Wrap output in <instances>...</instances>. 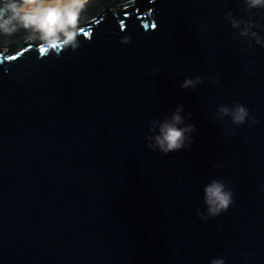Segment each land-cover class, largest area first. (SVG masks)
Segmentation results:
<instances>
[{
  "label": "water",
  "instance_id": "95a60500",
  "mask_svg": "<svg viewBox=\"0 0 264 264\" xmlns=\"http://www.w3.org/2000/svg\"><path fill=\"white\" fill-rule=\"evenodd\" d=\"M250 20L264 38V9L244 0H104L76 49L0 34V264H264V47L240 35ZM234 103L243 124L219 112ZM179 105L191 146L149 149V122ZM212 179L233 202L201 219Z\"/></svg>",
  "mask_w": 264,
  "mask_h": 264
},
{
  "label": "clouds",
  "instance_id": "9594fccd",
  "mask_svg": "<svg viewBox=\"0 0 264 264\" xmlns=\"http://www.w3.org/2000/svg\"><path fill=\"white\" fill-rule=\"evenodd\" d=\"M94 0H0V34L11 37L20 29L28 35L26 42H36L41 52L65 50L79 47V35L82 24L87 18L89 7ZM246 8L264 9V0H244ZM231 18V11L225 13ZM233 28H239L240 23L230 19ZM247 27L241 30V36H248L257 45L264 47V38L253 29V21L246 22ZM129 37L122 38L127 42ZM251 47V45H249ZM202 83V77H186L180 84L181 88H195ZM183 106L179 105L170 116L162 121L152 120L148 125V135L145 139L147 147L162 154L179 151L191 146L195 125L186 123L181 115ZM219 112L228 116L233 124H243L248 118V109L239 103L233 107L220 105ZM255 123V121H252ZM203 211L197 208L196 213L201 219H208L227 211L233 202L232 191L223 180L212 179L203 187ZM175 251V250H174ZM209 264H225L223 258H212Z\"/></svg>",
  "mask_w": 264,
  "mask_h": 264
},
{
  "label": "trees",
  "instance_id": "16d2710c",
  "mask_svg": "<svg viewBox=\"0 0 264 264\" xmlns=\"http://www.w3.org/2000/svg\"><path fill=\"white\" fill-rule=\"evenodd\" d=\"M101 1H104V0H94V3H95V4L93 3V4L89 7V9H88V13H87V16L97 11V6L100 4ZM105 1H110V0H105ZM112 1H114V0H112ZM115 1H119V2H121V1H123V0H115ZM20 32H21V34H22V38H25V37L28 35V33L25 32L23 29H20Z\"/></svg>",
  "mask_w": 264,
  "mask_h": 264
},
{
  "label": "snow or ice",
  "instance_id": "6c2138e0",
  "mask_svg": "<svg viewBox=\"0 0 264 264\" xmlns=\"http://www.w3.org/2000/svg\"><path fill=\"white\" fill-rule=\"evenodd\" d=\"M17 55H19V53ZM10 58L13 59L14 57H10Z\"/></svg>",
  "mask_w": 264,
  "mask_h": 264
}]
</instances>
